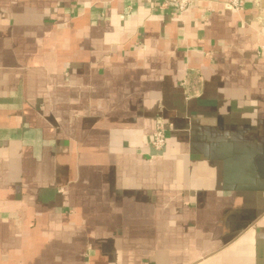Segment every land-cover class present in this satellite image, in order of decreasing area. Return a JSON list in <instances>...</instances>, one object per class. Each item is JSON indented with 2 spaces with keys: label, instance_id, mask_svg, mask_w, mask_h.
<instances>
[{
  "label": "crops",
  "instance_id": "0c3cea01",
  "mask_svg": "<svg viewBox=\"0 0 264 264\" xmlns=\"http://www.w3.org/2000/svg\"><path fill=\"white\" fill-rule=\"evenodd\" d=\"M0 264H264V0H0Z\"/></svg>",
  "mask_w": 264,
  "mask_h": 264
},
{
  "label": "built area",
  "instance_id": "2783aa9c",
  "mask_svg": "<svg viewBox=\"0 0 264 264\" xmlns=\"http://www.w3.org/2000/svg\"><path fill=\"white\" fill-rule=\"evenodd\" d=\"M195 0H160V8L166 9L173 6L178 12H183L189 8ZM232 11L238 12L244 6V0H223ZM166 143L164 127L160 124L151 135L150 145L155 150H161Z\"/></svg>",
  "mask_w": 264,
  "mask_h": 264
},
{
  "label": "water",
  "instance_id": "95a60500",
  "mask_svg": "<svg viewBox=\"0 0 264 264\" xmlns=\"http://www.w3.org/2000/svg\"><path fill=\"white\" fill-rule=\"evenodd\" d=\"M162 150H163V149H161L160 151H158V153L161 152Z\"/></svg>",
  "mask_w": 264,
  "mask_h": 264
}]
</instances>
